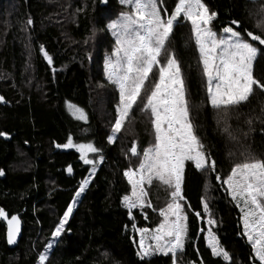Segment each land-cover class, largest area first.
I'll return each instance as SVG.
<instances>
[{
  "label": "trees",
  "instance_id": "obj_1",
  "mask_svg": "<svg viewBox=\"0 0 264 264\" xmlns=\"http://www.w3.org/2000/svg\"><path fill=\"white\" fill-rule=\"evenodd\" d=\"M177 2L163 0L162 9L170 14ZM204 3L218 14L214 30L222 35L223 27L232 26L264 49L247 36L251 31L264 38L257 27L264 15L252 5L244 0ZM127 10L119 0H0V96L5 99L0 102V132L7 133L0 136V170L4 173L0 175V208L10 216L20 214L23 222V237L12 250L0 218V264H39L49 243L52 248L45 264H173L170 255L163 254L141 260L138 231L132 227L154 229L163 220L160 209L170 200L164 188L150 189L152 207L133 209L134 219L123 202L131 193L124 171L139 163L130 148L135 143L142 153L154 142L149 116L134 108L133 118L116 141L110 144L107 139L119 93L104 74L105 57L114 45L106 25ZM233 20L240 22L239 28L231 24ZM171 41L185 77L192 120L216 161L214 172L198 171L186 162L182 203L188 236L175 264H259L242 235L240 211L222 180L245 155L264 158V92L257 89L247 103L227 112L213 109L190 23L181 21ZM41 47L53 58L51 65ZM254 76L264 82V52L254 63ZM69 104L83 109L88 121L75 119ZM69 136L74 143L101 149L92 155L95 172L76 148L57 147L67 143ZM70 166L72 176L67 174ZM217 175L221 181L216 180ZM86 179L85 191L76 197ZM204 202L215 225L207 223ZM70 204L73 211L64 230L53 238ZM209 226L230 254V261L212 254L205 240Z\"/></svg>",
  "mask_w": 264,
  "mask_h": 264
},
{
  "label": "snow or ice",
  "instance_id": "obj_2",
  "mask_svg": "<svg viewBox=\"0 0 264 264\" xmlns=\"http://www.w3.org/2000/svg\"><path fill=\"white\" fill-rule=\"evenodd\" d=\"M102 2L106 3V0ZM119 3L128 10L122 11L106 25V30L114 38V45L111 54L105 57L104 74L108 84L119 93L115 122L107 139L110 144L116 141L126 122L133 118L134 108L149 116L154 142L142 153L135 143L130 148L139 163L137 167L124 171L131 185V195H125L123 202L130 219H134L133 209L152 207L150 189L154 186L164 188L170 200L166 208L160 209L159 215L163 220L154 229L137 228L135 224L132 227L140 233L137 255L141 260L160 253L170 255L175 264L188 236L187 214L182 203L185 199L182 185L186 162H191L198 171L214 172L216 161L207 152L191 117L181 62L171 47L174 28L181 21L190 23L207 99L213 109L224 112L247 103L257 89L264 92V82L254 76V63L264 49L249 42L241 31L232 26L223 27V35L214 30L213 21L218 14L210 11L204 0H178L170 14L166 8L162 9L163 0H119ZM260 15H264V9ZM27 23L31 25L32 20ZM231 24L237 28L240 26L237 20ZM257 27L264 33V22L258 23ZM247 36L264 45L261 35L247 31ZM40 50L51 65L53 58L43 47ZM0 102H5L3 96H0ZM69 108L74 110L77 119L87 120L83 109L72 104ZM0 136H7V133L0 132ZM57 147H75L83 162L91 165L95 172L96 161L87 158L86 153L98 154L101 151L98 147L90 143H74L71 136L67 143ZM99 159L102 162L103 155ZM68 171L71 173V166ZM0 175H4L2 170ZM216 180L221 181V176L217 175ZM87 183V179L81 182L76 197L85 191ZM222 183L227 186L226 191L240 211L242 235L251 245L254 261L264 264V158L245 155L243 160L234 164ZM203 207L209 215L207 223L215 225L207 202ZM72 211L70 204L52 233L53 238L60 237ZM196 215L201 217L199 212ZM0 218L7 221V242L15 243L20 231L18 216L9 218L0 208ZM146 239L155 243H146ZM205 240L214 256L231 260L211 227ZM51 248L49 243L45 253L39 256V264H45L47 250Z\"/></svg>",
  "mask_w": 264,
  "mask_h": 264
},
{
  "label": "rangeland",
  "instance_id": "obj_3",
  "mask_svg": "<svg viewBox=\"0 0 264 264\" xmlns=\"http://www.w3.org/2000/svg\"><path fill=\"white\" fill-rule=\"evenodd\" d=\"M244 1H245L246 3L252 5V6L257 10L258 13H261V10L264 9V0H244ZM222 35H223V33H222ZM69 110H70L71 114L73 115V117H74L75 119H77V116L73 114L74 110H72V109H70V108H69ZM84 113H85V112H84ZM85 114H86V113H85ZM86 116H87V114H86ZM77 120H79V121H83L84 123H86L85 120H81V119H77ZM86 121H88V118H87ZM74 148H75V147H74ZM78 152H79V151H78ZM79 154H80V157H81V153H80V152H79ZM93 154H94V153H91V152L86 153L87 158H89V159H93V156H92ZM91 174H93V172H92ZM88 182H89V179H88ZM87 184H88V183H87ZM87 184H86V185H87ZM86 185H85V186H86ZM129 195H131V193H130ZM208 225H209V224H208ZM209 228H210V226H209ZM205 235H206V236L208 235V230H207V232L205 233ZM139 241H140V233L138 232V243H139ZM146 243L154 244L155 242L152 241V240H150V239H146ZM49 250H50V249H48L47 251H49ZM157 254H160V253H157ZM219 257H222V256H219ZM222 258H223V257H222Z\"/></svg>",
  "mask_w": 264,
  "mask_h": 264
},
{
  "label": "water",
  "instance_id": "obj_4",
  "mask_svg": "<svg viewBox=\"0 0 264 264\" xmlns=\"http://www.w3.org/2000/svg\"><path fill=\"white\" fill-rule=\"evenodd\" d=\"M68 174L70 176L72 174V171H71V173L68 171ZM1 178H3V177H1ZM16 216H18V215H16ZM8 217L10 218L11 216L8 214ZM18 218H19V221H20V231H19V234L16 236L15 243L9 244L7 242L8 247L10 249H12V250H14L19 245V243H20V241H21V239L23 237V222L21 221L19 216H18ZM2 222L6 225V228H7V221L2 219ZM6 241H7V235H6Z\"/></svg>",
  "mask_w": 264,
  "mask_h": 264
},
{
  "label": "bare ground",
  "instance_id": "obj_5",
  "mask_svg": "<svg viewBox=\"0 0 264 264\" xmlns=\"http://www.w3.org/2000/svg\"><path fill=\"white\" fill-rule=\"evenodd\" d=\"M67 174H68V169H67ZM14 215H18L19 217H20V219H21V215L20 214H14ZM21 221H22V219H21ZM5 225V224H4ZM6 226V225H5ZM6 231H7V228H6ZM6 235H7V232H6Z\"/></svg>",
  "mask_w": 264,
  "mask_h": 264
},
{
  "label": "flooded vegetation",
  "instance_id": "obj_6",
  "mask_svg": "<svg viewBox=\"0 0 264 264\" xmlns=\"http://www.w3.org/2000/svg\"><path fill=\"white\" fill-rule=\"evenodd\" d=\"M69 175V174H68ZM73 175V170H72V174L70 175V176H72Z\"/></svg>",
  "mask_w": 264,
  "mask_h": 264
},
{
  "label": "crops",
  "instance_id": "obj_7",
  "mask_svg": "<svg viewBox=\"0 0 264 264\" xmlns=\"http://www.w3.org/2000/svg\"><path fill=\"white\" fill-rule=\"evenodd\" d=\"M218 257V256H217ZM259 262V261H258Z\"/></svg>",
  "mask_w": 264,
  "mask_h": 264
}]
</instances>
